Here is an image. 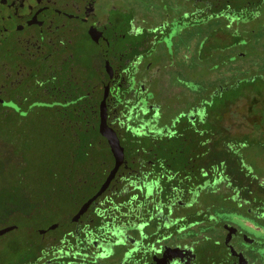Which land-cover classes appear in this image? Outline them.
<instances>
[{"label":"flooded vegetation","instance_id":"af4514ba","mask_svg":"<svg viewBox=\"0 0 264 264\" xmlns=\"http://www.w3.org/2000/svg\"><path fill=\"white\" fill-rule=\"evenodd\" d=\"M204 14L227 25H244L264 17V0H2L4 116L70 118L74 102L84 100L98 102L86 106L90 110L85 116L100 117L106 96L108 123L120 139L131 128L134 135L153 140L121 142L124 163L103 194L74 221L83 206L78 205L65 229L67 243L62 240L59 246L58 237H42L36 253L23 264H60L63 258L69 259L66 264H264V211L256 209L255 218H244L252 228L208 213L199 200L207 186L201 184V157L188 159L184 149L175 160L181 166L176 170L170 142L157 141L186 129L182 117L200 131L202 102L187 110L169 109L177 118L172 122L164 116L165 103L153 98L150 81L155 66L160 70L169 61L176 42L180 47L186 29L202 26ZM62 131L70 132V126ZM194 137L195 151L201 134ZM161 145L166 147L162 160L139 151L148 153ZM129 147L137 149L131 159L126 155ZM108 175L89 174L82 186L96 188V195ZM187 178L196 183L188 186ZM161 179L168 187H161ZM174 179L179 186H170ZM259 194L262 199L264 191ZM250 195L236 201L250 203ZM45 240L49 246L43 248Z\"/></svg>","mask_w":264,"mask_h":264},{"label":"trees","instance_id":"16d2710c","mask_svg":"<svg viewBox=\"0 0 264 264\" xmlns=\"http://www.w3.org/2000/svg\"><path fill=\"white\" fill-rule=\"evenodd\" d=\"M220 35L222 34L220 33ZM217 86L212 89L215 98L212 97L211 101L208 97L202 101L200 131L196 133L195 125L188 121L187 117H182L180 120L186 122V129L178 128L177 133L171 138L162 136L157 141L163 144L170 142V157L171 160H174L171 166L176 170H179L181 166L175 160L182 157L181 152L184 149L186 150L185 157L188 159L201 157V184L203 185H213L219 179L225 180L226 185H231L230 189L233 192L236 191L234 195L238 193L243 196L241 190L248 189L247 184L250 185V183L256 184L259 191H264V181L259 183L247 175V171L242 166V158L238 154L240 146L246 143L248 137L255 134L257 136L264 135V119L261 118L262 116L259 117L261 125L255 132L243 135L225 133L222 130V125L212 119V113L222 111L229 104L244 96V85L242 82H236L221 87ZM80 97L77 96V99ZM97 103L84 100L75 101L73 104L74 116H70V118L7 117L4 116L3 106L0 104L1 227L8 226V224H5L6 226H2V224L9 219L13 221V224L20 225L17 230L26 222L32 223L36 219H47L49 222L46 227L54 224L59 225L58 229L54 231L58 232L59 246H61L62 240L67 243L66 234L68 232L64 230L65 225L62 224V221L60 222L62 207L70 203V199L74 202L79 201L77 206L84 205L90 197L92 198L96 189H86L82 186L87 180L86 177L89 174L106 176L110 174L115 165L109 143L99 131L100 117L85 116V113L90 110L86 106ZM241 114L240 112L234 113L236 122L244 127L248 117ZM169 119L172 121L177 118L172 115ZM38 124L43 128L40 130L36 127L33 128ZM176 124L180 126L181 123L177 121ZM68 126H70V132L62 131ZM111 127L114 126L111 124ZM13 129L17 131H13ZM28 129H31L32 132H27ZM198 133L201 134L200 144L194 151V134ZM120 140L123 144H130L134 141H153L145 135H134L131 128L128 132H124ZM96 143H104V146H96ZM136 150L132 147L127 148V158L131 159ZM139 151L144 152V157L148 158L156 157L162 160L166 157L164 145L154 147L148 153L143 149H139ZM158 165L163 167V161ZM189 166L190 164L187 162V169ZM70 176L72 177L70 178ZM213 176L218 179L215 180ZM30 180L33 183L29 186ZM161 180V187H168L167 182ZM92 182L99 183L94 180ZM169 183L172 187L179 186V181L175 179ZM193 183L196 182L187 178L188 186ZM77 184H81V187H78ZM37 194H41V197L36 202L32 201V195ZM23 195L28 196L25 203L22 202ZM71 216L68 218L69 221ZM13 224L11 223V225ZM67 261H69L68 258L60 259V264H66Z\"/></svg>","mask_w":264,"mask_h":264},{"label":"rangeland","instance_id":"374dc122","mask_svg":"<svg viewBox=\"0 0 264 264\" xmlns=\"http://www.w3.org/2000/svg\"><path fill=\"white\" fill-rule=\"evenodd\" d=\"M218 30H221V34L223 30L227 31L223 36L220 33L217 34ZM159 54L157 52L155 56ZM155 67L152 73L154 77L150 81V92L154 94L153 98L157 104L165 103L166 119L172 116V111H168L171 108H175L176 111L187 110L195 101L202 102L208 97L212 101L215 98L212 89L217 85L221 87L242 82L244 96L222 111L212 113V119L222 125V130L229 135L255 132L261 125L259 117L262 116L261 118L264 119V17L244 25L234 22L227 25L220 19H215L212 14H204L202 26L199 24L197 27L193 25L187 28L180 47L176 42V48L169 61L161 65L160 70L157 66ZM235 112L248 117L244 127L236 122ZM35 127L38 130L43 128L40 124L33 128ZM26 131L32 132L31 129ZM245 142L238 151L242 158V166L251 179L262 183L264 181V135L255 134L248 137ZM32 183L33 181L30 180L28 185ZM226 183L225 180L218 179L213 185L203 188L199 200L208 213H217L219 217L224 214L227 218L229 216L239 220L243 225L245 223L243 221H246L245 217L255 218L254 210L264 211V197L259 198L261 195L256 184H247L248 189L241 190L243 194L241 196L238 193L234 195L236 191L233 192L230 189L231 185ZM249 194H251L249 198L252 202L243 204L236 201L245 196L248 198ZM32 196L31 200L36 202L41 194ZM27 198L28 196L23 195L22 202L25 203ZM78 202L70 199V203L62 207L60 222L62 221L65 225L64 230L70 226L68 218L75 211ZM48 222L47 219H36L32 223L26 222L19 230L15 229L1 236L0 264H23L22 261L27 259L26 257L36 253L40 238L51 240L52 237H58V232L39 234L40 229L45 231L49 229L46 227ZM11 223L13 224V221L9 219L2 226H6L5 224L10 226ZM245 226L252 228L253 224ZM1 228L3 227L0 226ZM46 240L43 242V248L49 246L47 244L49 241Z\"/></svg>","mask_w":264,"mask_h":264},{"label":"water","instance_id":"95a60500","mask_svg":"<svg viewBox=\"0 0 264 264\" xmlns=\"http://www.w3.org/2000/svg\"><path fill=\"white\" fill-rule=\"evenodd\" d=\"M2 7V0H0V8ZM100 125H99V131L102 136H104L111 148L112 154L115 159V165L114 168L110 171V174L108 175L106 181L104 182L101 189L98 191L96 195H94L91 199H89L80 209V211L74 216L73 220L78 221L81 216L88 210L90 205L100 196L103 194V192L108 188L111 181L115 178L119 168L124 163L125 159V150L124 147L121 144V140L118 136L117 131L112 128L108 123V112H107V105H106V96L104 100L101 102L100 105ZM58 224L51 225L49 227L50 230H54L57 228ZM16 225H11L5 228L0 229V236H3L4 234L16 229ZM43 233L44 231H40Z\"/></svg>","mask_w":264,"mask_h":264}]
</instances>
